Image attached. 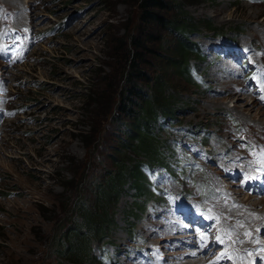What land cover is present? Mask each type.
I'll return each mask as SVG.
<instances>
[{
	"label": "rangeland",
	"instance_id": "1",
	"mask_svg": "<svg viewBox=\"0 0 264 264\" xmlns=\"http://www.w3.org/2000/svg\"><path fill=\"white\" fill-rule=\"evenodd\" d=\"M167 3L160 15L181 4L192 18L188 77L169 64L184 61L173 31L142 22L138 0H0V264H238L233 243H264V223L254 234L239 225L264 197V0ZM131 37L144 46L138 88L151 95L161 80L172 109L152 123L157 161L130 146L131 119L104 113ZM124 161L143 164L146 195L126 168L106 200ZM83 208L106 217L101 233ZM69 227L88 255L65 251Z\"/></svg>",
	"mask_w": 264,
	"mask_h": 264
},
{
	"label": "trees",
	"instance_id": "2",
	"mask_svg": "<svg viewBox=\"0 0 264 264\" xmlns=\"http://www.w3.org/2000/svg\"><path fill=\"white\" fill-rule=\"evenodd\" d=\"M167 1L168 0H138V7L142 12L141 20L144 23L158 24L173 31L175 49L184 61L179 65V61H176V58L173 57L169 64L180 68V70L188 77V72H186L188 68L186 60L189 53L196 51L188 40V31L192 30L193 26L192 18L183 11L181 4L180 6L178 4H174L172 7L170 6L171 9L177 8V13L172 19H167V17L160 15L157 11L167 10V5L169 3H167ZM143 49L144 46L139 43L136 37H131L129 49L124 47L121 48V58L123 62L120 80H122V84L118 91V102L115 104L114 101H111L107 108H105L104 113L111 119H115L117 116H126L131 119L129 131L125 133V137L128 138L130 146L133 147L136 152L138 150L148 154L151 161H157V158H159V152L157 149L158 145H156L152 133V123L155 121L157 113H159L160 110L167 115L172 109L163 99L164 95L161 92L163 82L161 80L156 81L157 83L155 84L157 90L155 89L151 95H148L137 86L136 80L143 79L145 75L139 68L138 64L141 59V53L139 52ZM113 104H115L113 106L114 110H111L110 106ZM138 162L139 161L135 162L134 165L130 167L126 165L125 161L119 163L118 168L120 167L123 171L118 173L117 176L109 178L108 190L102 191V197H104V199H111L112 194L116 195L117 198L121 186L123 185L122 183L126 182L124 174L126 168H131L130 174L133 181H135L133 186L135 187L137 194L140 196L146 195V189L142 187V184L146 182L145 173L141 169L143 164L139 165L140 162ZM149 167H152V163ZM101 205L105 207V204L102 203ZM96 216H101V212ZM96 216L83 208L82 217L88 225H86L87 229L90 231H99V233H101L103 229L101 226L103 221H106V217L102 216V222L99 223ZM64 235L68 236L69 240L66 244L65 251L68 250L71 256L75 258H78L85 253L88 255V237L84 235L83 231L79 228L69 227V231H64Z\"/></svg>",
	"mask_w": 264,
	"mask_h": 264
},
{
	"label": "bare ground",
	"instance_id": "3",
	"mask_svg": "<svg viewBox=\"0 0 264 264\" xmlns=\"http://www.w3.org/2000/svg\"><path fill=\"white\" fill-rule=\"evenodd\" d=\"M258 31V30H257ZM260 31V30H259ZM259 33V32H258ZM263 38H264V36H262ZM262 70V69H261ZM236 153V152H235ZM238 159V158H237ZM235 161H236V159H235ZM240 163H241V166L240 167H242L243 166V168H244V170L246 171V166H247V163H245V161H243V160H241L240 161ZM239 171V170H238ZM238 173H240V172H238ZM247 174V173H246ZM250 174V173H249ZM249 174H247V175H249ZM251 175V174H250ZM262 191H264V190H262ZM227 197H229V198H231V199H233L234 201H235V199H238V198H234V196L233 195H231V194H229L228 193V196ZM252 197V196H251ZM225 200V199H224ZM256 201V200H255ZM244 205V204H243ZM250 207H252V208H245V210L243 211L242 210V213L241 214H244L246 217L245 218H249L248 220L246 219L244 222L242 221V223H240L239 225H241V224H244L243 225V227L241 226L240 227V229L242 230V233L241 234H243L244 232H249L248 231V229L252 232V234H254L256 231H254L253 232V229L252 228H254L255 226H261L262 228H263V226L260 224V223H264V208L263 209H257V208H253V206H255V205H260V206H262V207H264V197H262V198H259L256 202H250ZM232 206V205H231ZM231 206H229V205H226L225 206V208H224V212H223V214L224 215H227L228 213H230L229 215H231V213H233V211H230L229 209V207H231ZM244 208V207H243ZM242 208V209H243ZM229 211V212H228ZM240 212V211H239ZM238 211H237V213H238V215L240 214ZM191 213V212H190ZM191 215V216H190ZM237 216V214H233V216L231 215L230 217V219L231 220H234L235 219V217ZM189 217H190V219H193V215L192 214H189ZM226 217V216H225ZM240 217V216H239ZM236 222V221H235ZM251 228V229H250ZM173 230V229H172ZM245 234V233H244ZM251 237V236H250ZM250 239V238H249ZM216 240V239H215ZM252 240V239H251ZM210 242H212V241H210ZM240 243V242H239ZM200 245V244H199ZM233 245L236 247V248H239V250L237 251V255L235 256L234 255V253H233V256H232V261H235V262H237L238 264H244L245 262H247V263H249V264H255L254 263V261L256 260V259H250V257H252L253 255H254V252L253 251H255L254 249L256 248V250L258 251V252H260L261 253V256H263L264 257V243H261V242H258L257 240H254V241H252V243L250 244V247H248V246H246V247H239L240 246V244H234L233 243ZM210 246V249H211V247H212V245H209ZM229 247V246H228ZM207 247L206 246H204L203 247V249H206ZM214 248V247H213ZM243 248H245V249H248V250H252V253H249L248 255H247V257H244V256H242L241 255V253H243L242 251H244L245 249H243ZM202 249V248H201ZM226 252V251H225ZM222 253V252H221ZM244 254H245V252H244ZM251 261V262H250ZM261 261H262V263H263V260H262V258H261ZM190 264V263H189ZM198 264H200V263H198ZM258 264V263H257ZM264 264V263H263Z\"/></svg>",
	"mask_w": 264,
	"mask_h": 264
},
{
	"label": "snow or ice",
	"instance_id": "4",
	"mask_svg": "<svg viewBox=\"0 0 264 264\" xmlns=\"http://www.w3.org/2000/svg\"><path fill=\"white\" fill-rule=\"evenodd\" d=\"M246 235H250V233H246Z\"/></svg>",
	"mask_w": 264,
	"mask_h": 264
}]
</instances>
